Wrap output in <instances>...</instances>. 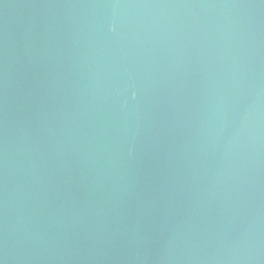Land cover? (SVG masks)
I'll return each mask as SVG.
<instances>
[{"label":"water","instance_id":"water-1","mask_svg":"<svg viewBox=\"0 0 264 264\" xmlns=\"http://www.w3.org/2000/svg\"><path fill=\"white\" fill-rule=\"evenodd\" d=\"M0 264H264V0H0Z\"/></svg>","mask_w":264,"mask_h":264}]
</instances>
